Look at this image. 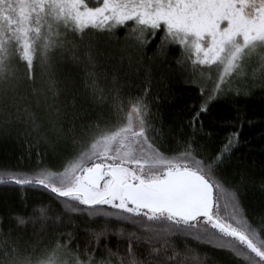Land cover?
I'll return each mask as SVG.
<instances>
[{
    "label": "snow or ice",
    "instance_id": "6c2138e0",
    "mask_svg": "<svg viewBox=\"0 0 264 264\" xmlns=\"http://www.w3.org/2000/svg\"><path fill=\"white\" fill-rule=\"evenodd\" d=\"M117 29L133 51L158 40L156 54L163 56L175 44L194 74L217 72L213 87H201L189 106L194 134L175 150H162L150 89L125 93L118 76L101 68L89 33L110 36ZM64 67L77 70L83 95L98 108L107 105L110 115L77 108V85L62 79ZM249 75L264 83V0H0V138L73 146L59 169L5 170L0 185L40 188L63 198L68 213L112 217L140 230L119 232L128 241L123 254L107 248L96 256L104 231L82 255L72 250L71 233L41 246L23 230L60 218L41 205L32 215L13 213L7 230L0 217V264H113V258L115 264H207L196 249L178 248L177 236L214 249L219 264H264V218L249 217L244 177L239 184L224 177L239 131L212 154L195 139L197 132L211 137L204 122L212 128L222 119L213 112L218 103L235 107L233 97L248 95L233 81Z\"/></svg>",
    "mask_w": 264,
    "mask_h": 264
},
{
    "label": "trees",
    "instance_id": "16d2710c",
    "mask_svg": "<svg viewBox=\"0 0 264 264\" xmlns=\"http://www.w3.org/2000/svg\"><path fill=\"white\" fill-rule=\"evenodd\" d=\"M125 35L124 31L117 29L110 36L93 31L89 33L88 38L96 43L101 53L98 60L102 70H106L109 77L113 74L118 76L122 91L139 95L145 87L150 89L148 100L157 115L153 123L163 133L162 138L158 137L163 145L162 150H175L178 147V140L194 134L188 125L189 106L198 102L201 87L205 91L213 87L217 72L213 69L200 78L199 72L193 73L191 62L179 45H168L165 54L160 56L156 54L157 40L143 52H136L126 47ZM129 55L132 57L131 61ZM248 71L250 74L251 66ZM61 77L76 82V104L79 110L92 116L100 112L106 116L110 115L107 105L98 108L83 95L82 89L79 88V74L76 69L64 67ZM233 87L246 89L248 95L233 97L236 100L235 107L231 103H218L213 112L222 119L212 128L208 127L207 120L204 122V132H211V137L206 138L203 133L197 132L195 139L198 144L206 146L205 154H212L226 142V138L232 132L239 131V143L224 167V177L230 184H239L241 176L244 177L243 202L249 217L256 223L264 218V83H260L259 80L253 83L249 75L235 79ZM62 99L70 100L71 97ZM41 114L43 115L42 112ZM72 148L70 140H60L52 144L37 142L33 138L19 140L0 138V172L5 170L27 172L40 165L57 170ZM41 205L49 208V215L60 217L55 222L49 220L43 227L39 220L35 224L29 223L23 230L27 238L43 241L41 246L61 233H71V248L82 255L86 247L91 250L94 246L95 233L104 231L105 235L95 248L96 256L106 253L107 248L119 250L123 254L128 241L120 236L119 232L140 231L131 223L120 222L112 217L68 213L64 208L63 198H57L40 188L0 185V217L4 218L5 230L14 224L13 213L32 215L33 210ZM61 239L67 240L68 237L62 236ZM172 240L180 249L190 247L199 251L202 257L206 255L207 264H212L213 260L219 264L220 254L209 246L198 245L197 241L183 236L173 237ZM146 247L142 246L140 252L144 253Z\"/></svg>",
    "mask_w": 264,
    "mask_h": 264
}]
</instances>
